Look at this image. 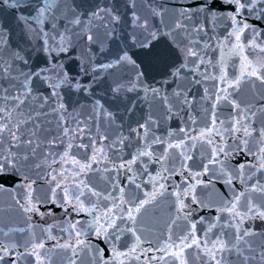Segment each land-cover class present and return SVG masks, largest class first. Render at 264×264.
Segmentation results:
<instances>
[{"label":"snow or ice","instance_id":"6c2138e0","mask_svg":"<svg viewBox=\"0 0 264 264\" xmlns=\"http://www.w3.org/2000/svg\"><path fill=\"white\" fill-rule=\"evenodd\" d=\"M4 8L18 34L0 19V264H53V249L71 253L68 264H188V249L203 264H264V59L245 54L264 53V0H0ZM226 48L241 58L232 78ZM210 52L221 54L215 63ZM257 81L253 99L239 100ZM200 104L209 115L197 129ZM222 107L231 111L219 119ZM173 119L186 126L168 128ZM197 143L206 155L189 166ZM95 172L109 174L105 189L87 179ZM217 183V197L197 194ZM145 184L151 192L134 198ZM160 199L175 214L153 241L139 218ZM50 205L91 219L61 228ZM200 212L215 215L194 219ZM178 220L185 228L174 233Z\"/></svg>","mask_w":264,"mask_h":264},{"label":"water","instance_id":"95a60500","mask_svg":"<svg viewBox=\"0 0 264 264\" xmlns=\"http://www.w3.org/2000/svg\"><path fill=\"white\" fill-rule=\"evenodd\" d=\"M0 19H3L7 22V25L13 29L14 33L18 34V29H16L15 26V14L13 10H9L7 8H4L0 10ZM211 35V33H210ZM224 38V29L221 27L217 29V36L214 37V39H223ZM248 56V59L253 62V64L256 63L257 59H264V53H257L253 52L251 50H248L245 53ZM210 57L212 58L213 62L215 63L218 59V57L221 55L219 52H210L209 53ZM224 58V63L227 67V71L229 74V77L232 78L234 75H239L241 71V58L236 56L234 53H231L229 49H225V52L223 54ZM141 59L145 60V63H147V58L141 57ZM73 68L75 65L72 66ZM71 70V69H70ZM209 71H215L216 74H218L219 69H213L211 66H209ZM212 81H209L206 86L209 87V90L211 91L212 87ZM261 90V85L259 82H255V88H253V85L251 82L243 83L240 89V92L238 94V99L241 101H251L256 93H258ZM195 92V90H194ZM191 95V94H190ZM196 95L199 96L200 93L196 92ZM131 99V96H130ZM84 102V101H81ZM108 106V105H106ZM208 104H200V105H194L192 114L197 120V124L194 125V128H199L203 127V124L201 123L202 120L207 119L209 113L205 112L204 109L208 108ZM110 110H115V105H112ZM120 111L123 112V105L120 106ZM231 110L227 107H222L218 109V118L219 119H224L225 117L228 116L229 112ZM141 110L137 108L133 114H125L124 118L128 122H133L139 115H140ZM185 117L187 116V113L184 114ZM49 119H55L54 117H49ZM181 126H186L184 121H179L176 119H173L167 127L176 130ZM158 134H163L162 130H158ZM197 132H193L192 135H196ZM85 143L87 142L86 140L84 141ZM107 143V141H105ZM60 149L59 147L53 149V151L58 152ZM75 152V149L73 150ZM128 149H125V152L127 153ZM197 153L200 154V156L197 155ZM192 155H193V161H189V166H192L193 162H199V160L206 155V152L204 151L203 148H201L200 144L197 143L196 147L194 150H192ZM112 156V153L109 152V157ZM239 160V157H237V161ZM170 167L172 165H169ZM56 167H59V165H56ZM93 167H96L95 165ZM101 168H103V165H100ZM153 167H158V166H153ZM175 167L179 168V164H176ZM198 170V169H197ZM109 176L108 173H101V172H95V173H89L87 175V179L91 181V183L96 186L97 190H103L107 187L108 185V180L106 177ZM174 180H176L177 183L182 179L180 176H174ZM205 180H207V177H205ZM123 184V181L121 182ZM38 187H42V182H38L37 184ZM131 188V186H129ZM223 186L219 183L215 185V188H209V189H204L203 191L201 189H197V194L201 197L204 195H207L210 199L215 198L218 196L219 192H222ZM151 188L148 185H142V188L139 192H133L132 195L134 198L138 197L139 199H144L146 193H150ZM115 195V193H114ZM3 202H4V208L5 211L3 215L5 218H10L13 217L15 214L11 212L7 205L8 202H10V197L5 194L3 196ZM54 209L56 212V217H55V222L60 225L61 228H67L68 224L70 222L80 220H90V217H85L83 215L81 216H76L75 214H72L69 217H65L63 213L58 209L55 208V206H49ZM41 211H45V208L42 206ZM174 209L170 203L169 199H160L158 200L154 205H149L147 211H145L142 216L139 218L141 222V227L145 230V235H147L150 239L153 241H156L157 238L160 240H163L162 233H167L168 227H169V221L174 215ZM200 215H205V216H213L215 215L214 212H200L197 214H194V219H198ZM37 222L44 224L45 220H47V223H52L53 219L51 218H45V220H41L39 217L34 218ZM11 226H20L24 227L22 224H15L13 223ZM201 225H197V230L199 231L201 229ZM206 227V225L204 226ZM185 228V223L182 220H178L176 225L172 226V230L174 233H180L183 229ZM53 234L57 236H64L65 238L67 237V233L65 232H60L59 228L53 229ZM89 239H92L94 241V238L89 236ZM127 239V238H125ZM61 243L64 241L61 240ZM95 242V241H94ZM53 242H48L47 247L51 248ZM147 247V245H146ZM199 250L196 249H188L187 250V257H188V264H203V261L197 258ZM71 253H64L60 249H53L51 252V257L53 260V264H68L67 257L70 256ZM82 256L84 255L83 253L81 254ZM159 255V254H157ZM143 259V258H142ZM170 259V258H169ZM77 264H87V259L86 257L83 259V261L78 260ZM153 264H163V262H157L153 261Z\"/></svg>","mask_w":264,"mask_h":264}]
</instances>
